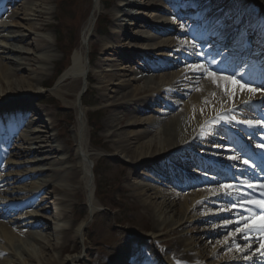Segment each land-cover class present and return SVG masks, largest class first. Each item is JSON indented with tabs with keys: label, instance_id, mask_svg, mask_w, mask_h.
Masks as SVG:
<instances>
[{
	"label": "bare ground",
	"instance_id": "obj_1",
	"mask_svg": "<svg viewBox=\"0 0 264 264\" xmlns=\"http://www.w3.org/2000/svg\"><path fill=\"white\" fill-rule=\"evenodd\" d=\"M17 0H0V13L9 6V10L15 12L16 20L21 19L20 21L23 23H12L11 28L6 26H1L0 30L8 31L9 29H17V32H14V36L10 37L4 36L3 39L10 44L0 47V86L3 87L4 90L0 94V106L1 108L8 109L11 108L12 105L18 103V101L36 99L32 97L33 92L32 87L34 84L43 86L47 75V70L36 69L33 72L37 74V78L31 77L27 78L21 77L19 82L15 85L9 83L6 84L5 80H11L13 78L18 77L17 71L19 69H25L23 67L22 62L26 59L22 57H17L16 54L21 53L18 49H16V45L23 44L30 47V53L38 54L39 56L33 57L32 62L35 63H46L47 59H51L52 56V45L50 42L45 39L36 38L34 34L44 33L51 27V22H47V19L55 18V13L58 6L55 3V11L48 9V6L51 5L52 0H30L39 3V8H30L26 7L24 3L16 4ZM100 1L94 0V8L93 15L91 21L87 24V26L83 29L82 32V48L78 50V52L73 56L71 61V66L68 70L64 72L61 76L58 84L57 90L61 88V86L69 79L72 80V84L69 87L70 93L65 95V98L72 99L74 94L77 93L76 97L80 103L83 101V93L80 90V80H87L89 75V66L86 63V58L83 56L84 47L87 45L90 38L95 34L94 33V21L96 15L100 11ZM143 2V7H137L136 5H132V0H119L120 4H123L122 7H118V11L120 13L125 14L124 16L129 20L127 24L128 26H134L135 30L140 32H145L143 36L144 39L141 40V44L149 43V47L151 53L159 52L157 55L162 59L169 60V63H165L164 61L160 62L158 67H176L179 64H185V61H189V63H198L203 61L204 57L201 55H190L192 52V46L190 45V41L186 40L182 43L181 47L175 49L173 55L166 53L167 51L173 50L174 46H171V41L173 39V31L170 28L175 26V23L172 21L165 20L168 16L167 12L164 11L161 7H159V0H152L148 2V0H141ZM259 2L264 9V0H256ZM174 2V0H171ZM135 7L142 9V14L129 10V8ZM226 10V9H224ZM116 14V12H115ZM116 16V15H115ZM252 18L253 15L251 14ZM249 17V18H250ZM108 18V16H107ZM250 18V19H251ZM116 19V18H115ZM118 21V19H117ZM120 21V20H119ZM126 22V20H125ZM237 23V22H236ZM125 25L119 24V35H122V31L125 29ZM221 25L219 28H221ZM235 26V24H234ZM166 27V28H165ZM248 27V25L246 26ZM118 28V27H117ZM168 28V30H167ZM136 31V32H137ZM1 33V32H0ZM156 35V38H152L150 35ZM238 28H235L232 35H237L236 41H241V37L238 35ZM2 35V34H0ZM131 41H139L136 40L131 35ZM236 43L237 46L240 43ZM217 42L213 44L210 48H207V51L210 52V56L216 55L219 50L217 46ZM89 44V43H88ZM103 49L102 52H110L116 54L119 51H127L130 57L127 58L128 62H124L123 55H120V60L123 61L122 64L112 73H103L102 76H97V84H99V92L102 97H106L107 99H113L109 104L110 108L116 107V97L121 94L123 99H131L128 104H123L128 110H135L137 112L136 104H142L144 100H138L142 94L146 92H153V97L149 100V105L154 107L155 105L160 106V100H163L164 92L172 93L171 95H180L187 96L189 92L197 89L198 86L199 91L193 95L191 100L185 103V111L187 113V119L183 118H169L166 119L163 124V129L161 130V136H163V140L160 144L147 142V143H139V140L142 139L144 132H123L121 129L117 130L115 127V122L118 121L116 117V111L109 110V113L105 119L104 127L108 128L111 131V135L114 136L118 134L119 137L122 136V140L117 143V150L120 153L127 154L129 156L130 161L134 164V168L132 170V175L135 178H139L138 169H149V164L153 162H160L169 158L171 156H179L183 149L196 144L199 139H205L207 141H213L216 143L215 154L211 156L210 159L203 161L197 160L195 162V166L199 169L203 170H217L219 166H223L224 164H236L234 161H229L227 159L228 155H234L235 151L239 149L245 148V153L255 152L261 159H256L258 165L264 169V150L257 149L255 146H252L253 139H259L260 141V132L262 131L259 126L254 128H248L242 124H232L231 126H215L210 131H206L205 135L201 137V125L205 123L206 120L214 118L217 113L220 111V105L227 98L223 96L221 90L214 86L209 79H205V82H198L200 77H203V73H195L186 67L181 70L178 74H172V80L168 83L161 85L159 88L153 89L150 87L151 83L146 82L145 88H141L138 85L141 84L143 78L135 79L132 78L130 81H134L137 86L133 87L132 90L129 82H121L120 80L124 77H127V74L130 72L128 65L132 63L134 59L137 58V53L139 51L129 50L127 47L122 48L121 43H117L116 39L107 38L102 42ZM173 47V48H172ZM213 47V48H212ZM240 47L238 49H232V55H241ZM186 51L188 54L184 56L183 51ZM137 52V53H136ZM141 54V53H139ZM150 54V53H148ZM224 60L221 59L219 62L217 70H225L226 74L232 73L235 69L230 68V65H225ZM188 63V64H189ZM9 64L13 65L14 68L11 71ZM253 69L257 68L258 73H262V69H264V65L261 66L260 63L253 62L252 64H248L244 71L239 73H243V79L251 82L252 75L250 71L247 70L249 68ZM248 67V68H247ZM131 68V67H130ZM220 70V72H221ZM261 70V71H260ZM29 71V69L27 70ZM105 72L109 70H104ZM231 71V72H229ZM233 71V72H234ZM113 73H116L113 75ZM224 74V73H222ZM225 75V74H224ZM181 77V80H179ZM18 79V78H17ZM178 81L182 83V90H175L174 84ZM116 82V83H115ZM225 88L232 87L227 81H221ZM86 86L83 88L85 89ZM168 90V91H167ZM113 93L114 96H109L108 93ZM212 93H216L215 96ZM30 97V98H29ZM136 98V99H135ZM248 95L240 94L239 92L232 98V101L225 104V108H230L233 105L237 108L242 109V111L235 113L236 118L239 119H252L258 120L261 117H264V105L261 104V100L264 97L257 95L252 99L249 105H244L243 101L248 100ZM209 103H205V101ZM110 101V100H109ZM119 101V100H118ZM165 105L171 107H177V101L170 99L169 101H163ZM136 103V104H135ZM122 105V104H121ZM120 105V106H121ZM119 106V107H120ZM155 106V107H156ZM146 105L144 106V108ZM28 112L24 114V116H28L33 114V118H35L34 123L29 122L31 126L41 127V144H43V152L47 154V156L40 157V154L36 151L37 147H32L34 145L35 140L32 138H27L25 135L20 136V140L17 141V149L12 152L11 156L16 157L14 159L9 158L6 161V166L3 171H0V261L4 259V256L7 254V248L10 250L12 255L15 258H19L22 261V264H60V257L57 254V250L60 251V255L69 250L66 254H72L75 252V248H69L68 246L71 243H75L76 240H83L84 243H87L86 232L88 228V221H81L80 214H74L73 211L77 205H81L82 202V193L83 189H86L88 193L87 207L89 211V217L95 216L97 214L98 209L100 207L99 202L96 200V179L94 177V166L95 159L93 158L92 151L90 150V145L88 143L85 131V117H87L86 111H83L79 106L77 111V120H78V133H77V145H76V156L69 157L66 156V150L63 147L56 145V138L51 134V129L55 127L52 122L46 121L43 110L27 105ZM121 109V108H120ZM203 110V111H201ZM141 111V109H140ZM165 113H161V116H165ZM28 119V117H26ZM156 117H148L144 120H138L131 125H144L145 127H149L153 125ZM20 126V124H19ZM235 127L234 131L233 128ZM12 127H8V129H12ZM116 128V129H115ZM199 128V132L196 134L195 129ZM231 130V131H230ZM40 131V130H37ZM119 132V133H117ZM249 133H252V138L249 137ZM64 136L62 130H59L58 136ZM117 136V137H118ZM256 136V137H255ZM67 143V141H66ZM181 146V149H179ZM219 146V147H218ZM247 146V147H246ZM135 147V149H133ZM73 151H70V153ZM219 154V155H218ZM9 153L5 152V157H7ZM49 156L58 157L56 163L53 162ZM20 158L22 160H27L26 168L30 169L26 174L25 172L18 171L20 166ZM18 159V160H17ZM41 163L47 166L46 172L32 169V166L29 163ZM211 162V163H210ZM40 164V165H41ZM55 165H59V171H52L49 167H54ZM9 170L6 172V169ZM40 169V168H39ZM166 170V168H165ZM198 169H194L192 171L191 179H187L188 183H197L198 185L202 183V181H206L207 178L202 176ZM45 174H48L45 176ZM93 174V176H92ZM171 175L170 172L166 175ZM261 176L257 173L251 174L249 179H254V183H264V180L259 179ZM264 177V175H263ZM48 179L44 180V179ZM230 177H225V183H233V179H229ZM145 179L148 180V177ZM170 179V178H169ZM173 179V177H171ZM257 179V180H255ZM175 180V179H173ZM162 181V180H161ZM165 182V181H162ZM220 182V181H219ZM23 183L29 185L27 190L24 187ZM47 183H54V186L51 190L46 188ZM22 184V185H21ZM204 184V183H203ZM201 184V185H203ZM21 185V186H20ZM199 187L196 190L192 191V195L189 197H185L184 202L182 203L186 207V211H188L191 207L194 208H202L206 209L207 207H211L217 209L216 211H211L203 213V216L198 218V216L189 217V219L182 214L180 220L185 218V223L189 224L194 221L204 220L209 221L215 216L221 217L223 220L229 218L230 216L234 217V213L236 209H233L231 213L227 211H220V208L224 205L231 203L237 200L238 192L236 190L233 193L231 201L220 194L213 195L210 189H214V186H218V182L206 181L208 187L204 185ZM201 186V187H200ZM213 186V187H212ZM239 192H249L252 190L243 185V182L240 185ZM131 188V190L135 193L140 192L138 198L143 199L140 202L142 205L149 211L156 212L160 215V220L166 223L163 226H170L166 220V216L169 217L170 214L173 217H177V214H174V208L171 204L167 206L163 204H158L156 200L162 198H169V200H175L178 195L171 193L169 195L163 194L158 187L149 188V187H137ZM253 196L259 198V193H253ZM35 197V199H33ZM30 199H33L29 201ZM78 200V201H77ZM174 202V201H173ZM172 202V203H173ZM31 207L28 210H35L26 212L24 214H20L18 216H14V213L17 209ZM80 207V206H78ZM251 207V206H250ZM258 211V210H257ZM70 214H73L70 216ZM170 218V217H169ZM264 217H257L252 223L253 225H257L261 222ZM9 220L8 223L3 224L1 221ZM79 220V221H78ZM167 221V222H166ZM224 222V221H223ZM223 222L219 223L215 228L208 230L206 232L207 238H215L219 233H224L228 230H232L236 227V224H230L225 228L223 226ZM18 228L20 230L14 231L13 228ZM219 228V229H217ZM160 229V228H159ZM162 229V228H161ZM37 231H41L45 233L44 237L40 236ZM180 232L179 229H175L170 231V235L173 236L176 240V234ZM252 239L259 238L261 242H264V237H256L253 235ZM235 239L237 242L243 247L247 244V241L240 239V234H237ZM232 237H229L228 244L223 243V239L221 243L214 244L212 247H209L210 254L214 255L219 253L221 250L227 251V254L222 255L219 259L220 264H261L264 261V257L259 256V251H264V249L260 248V245L257 243H253L251 248L255 252L254 255H251L249 260H245L242 257L249 255L248 251L240 252L234 250L229 251V245L231 244ZM39 241L43 242L40 245L39 251H29V249L25 248L32 247L34 243H38ZM173 248L172 251L177 258L182 262L188 264H206L202 261L198 260V262L192 263V258L187 255L185 252L180 250V242H175L173 240ZM182 249V248H181ZM125 255L131 256L134 255V252L130 249H123ZM258 250V251H257ZM22 255V256H21ZM201 255V253H199ZM142 257V256H140ZM84 259V258H83ZM80 258L78 256H73L69 259L62 261L63 263L68 264H79ZM144 262V261H143ZM140 263V264H143ZM124 264V262L119 263Z\"/></svg>",
	"mask_w": 264,
	"mask_h": 264
},
{
	"label": "rangeland",
	"instance_id": "obj_2",
	"mask_svg": "<svg viewBox=\"0 0 264 264\" xmlns=\"http://www.w3.org/2000/svg\"><path fill=\"white\" fill-rule=\"evenodd\" d=\"M118 1L119 0L100 1V11L96 15L94 21L95 34L90 38L88 41L89 44L87 43L82 53L86 58V63L90 69L87 80H80V90L83 93L82 103H80L77 99V93L75 92L72 93L74 94L72 99L65 98V95L70 93L69 87L73 83L71 79L67 80L61 88H59L60 91L57 90V84L61 78H57V74L61 69L68 70L70 68L73 56L82 48V32L91 21L94 0H52L48 9L51 10V12L55 11V3L58 8L55 13V18L50 19L49 17L47 19V22H51V27H49V29L42 34H34L36 38L45 39L50 42V45L53 46L52 54H50L52 58L47 59L46 63L39 64L34 61L32 62L31 60H33V57L39 55L30 53V47L18 44L15 47L21 53L16 54V56L26 59L22 62V64L23 67H26L29 71L19 69L17 71L18 79L13 78L8 81L5 80L6 84L12 81L10 84L15 85L19 82L21 77H25L26 80H28V77L37 78V74L33 71L36 69H43L47 70V75L44 77L45 82L43 86L34 84L32 87V97H37L36 99L32 98L30 100L18 101V103L11 106L14 110L9 108L3 112L0 111V115L17 114L19 113V108L26 109L27 105L28 107L30 105L43 110V115L46 121L52 122L53 125H55V127L51 129V134L57 137L56 145L63 147L66 150V156L69 157V153L72 158L76 156L75 149L77 145V133L79 127L77 120L78 107L80 106L82 110L87 113V117L84 118L85 131L90 145V150L92 151V154L94 155L93 158L95 159L94 177L96 179V200L99 202L100 207L95 216L89 217L87 207L88 193L86 192V189H83V193L81 195V205H77L73 213L80 214L82 210L80 220L88 221V228L86 232L87 243H84L83 240L80 239L76 240L75 243H71L68 247L75 248V252H72V254H66L69 251L67 250L60 255V251L57 250V254L55 253V255L60 257V264H68L63 263L62 261L75 255L81 260L79 264H107L108 259L111 258L116 260V264L121 262L129 264L133 261H139L140 256L145 258L146 264H188L179 260L177 255L173 253V240L175 242H180V250L192 258V263H196L200 260L206 264H220L219 259L222 255L227 254V251L221 250L219 253L216 252V254L211 255L209 247L216 244L217 240L221 241L225 232L219 233L215 238H207L205 234L208 230L215 228L220 222H223V219L215 216L209 221L197 220L189 224L185 223V218L180 220L182 214H184L188 219L193 216H198V218H200L206 210H208V213L215 210L211 207H207L206 209L191 207L188 211H186V207L182 203L184 202L185 197H189L193 194L192 191L195 188V185L193 187H188V189L183 187L186 184V180L191 179L190 177L192 175L190 174H192L191 171L193 168L192 165L183 163V161L210 159L211 156L216 155L214 151L216 143L205 139H199L196 144L186 147V150H183L179 156H171L158 163L153 162L152 164H149L150 170L143 168L138 169L137 172L140 177L135 178L132 175L134 164L130 161L129 156L127 154L120 153L117 150V143L122 140V136L119 137L118 134V137L116 134L112 136L111 131L107 127H104V122L109 110L116 111L118 121L115 122V127H117V130L121 129L123 132H144L142 139L139 140L140 144L147 142L160 144L163 140V136H161V130L163 129L162 122L166 119L175 117H180L186 120L187 113L185 111V103L189 102L193 95L197 92L195 89L184 97L177 94L171 95L172 93L167 90L168 93L164 92V99L160 100L161 104L158 107L156 105V107L148 106L150 104L149 100L153 97V92H146L137 98L141 101L144 100L142 101V104L135 103L137 112L136 109L131 111L126 109L123 104H128L133 100H122V96L119 94L116 97V107L110 108L109 104L113 99H107L105 96L102 97L99 92V84H97L98 82L96 80L97 76H102V78H104L103 73L114 72L120 64H122L120 55L122 54L124 59L130 57V55L127 51H119L116 52V54L102 52L103 41L107 38L116 39L117 43L122 44V48L127 47L131 51H139L138 53L136 52L137 55H145L148 58V61H160V59L156 57L159 52H153L150 54L147 53L150 52L149 43L141 44V40L145 37L143 35L146 33L135 30V25L133 27H127V25H125L129 20L124 16L125 14L118 11V7L123 6V4H120ZM186 1L188 0H184L183 3ZM228 1L227 7L231 12L233 11L238 16L242 15L241 18L244 15V17H247L249 21L254 20L253 22H258L260 27L264 29V9L259 2L256 0ZM221 2H223V0ZM19 3H24L26 7L39 8V3L35 1L17 0L16 4ZM159 3V6H164V4H162V0H159ZM219 4L220 2L214 4L213 6ZM107 5L111 6L108 10H106ZM132 5L143 7V2L141 0H132ZM211 7L212 6H210L209 10L214 8ZM129 10L139 13V15L143 13L142 9L135 7H130ZM251 14L253 15L252 18L250 17ZM15 17V12L10 11L7 7L0 15V27L6 26L11 28L12 23H23L20 21L21 19L16 20ZM100 21L107 23L108 25L110 24L109 31L105 36L102 35L99 27ZM119 24L125 25V29L122 31L121 36L119 35ZM188 27H190V24ZM0 32V34H2L0 35V47H5V45L10 43L5 41L3 37H10V34L11 36H14L13 34L14 32H17V29H9L6 32L0 30ZM250 34L251 33L248 35ZM131 35L139 41H131ZM260 35H262V37L259 39L264 37L263 34H259L257 36ZM150 36L152 38H156L154 35ZM226 36V32L220 31L216 33L214 40L215 38L222 40L225 39ZM186 39H188V37H180L176 35L175 38L172 39V45L178 46V44ZM196 48L198 47L196 46L195 49L193 48L195 54L197 53L195 52L197 51ZM168 53L173 54V52ZM185 53L187 52L184 50V54ZM145 59V57L141 59L143 63L141 62L138 65L137 63H135L136 65H132L134 63L126 64L128 65L130 72L127 74V77H124L120 81L126 83L129 82L131 87L137 86L134 81H130L132 78H143L141 84L138 85L139 87L145 88L146 82H148L151 83L150 87L156 89L161 85L170 82L172 80V74L180 73L181 70L189 63L188 61H185V64H179L176 65V67H165L160 71L152 72L145 66ZM165 63L169 62L165 60ZM203 64L206 65L205 62ZM233 64H235V60H233L232 65ZM9 67L11 71L13 70L12 68H14L11 64H9ZM104 70L109 71L105 72ZM114 74L116 73H113V75ZM179 80H181V77H179ZM198 82H205V79L200 77ZM85 86L86 88L83 89ZM174 86L175 90L183 91L181 81H178L174 84ZM198 86L196 88H198ZM132 88L133 87H131L129 91L132 90ZM3 90L4 88H1L0 86V94ZM108 94L111 97L114 96L111 92ZM170 99L178 102L177 107L167 106L165 105V102L162 103L163 101L167 102ZM145 105L146 107L144 108ZM161 113H165L166 115L161 116ZM148 117L157 118L153 125L149 127L144 128V125H131L138 120H144ZM26 125L28 124L26 123ZM41 127L33 128V133L38 132L35 135V139L38 141V148L42 145L41 136H39L42 132ZM59 130H62L64 136H58ZM195 131L196 133L194 134L196 136L200 130L197 128ZM133 149H135V147ZM70 151L73 152L70 153ZM193 153H196L197 156ZM42 156H47V154L45 153ZM49 158L53 162L55 161V163L58 159V157L52 156H49ZM39 168L40 167L37 169ZM49 168L52 171L60 170L59 165ZM165 168L166 175L169 170L175 181L173 182V179L171 180L172 175L168 176L170 179L167 182L162 183L159 180L161 182L160 184L163 185H160L158 190L167 195L171 193L177 194L178 197L175 200H169V198H162L161 196L160 199L156 201L158 204H163L165 206L171 204L174 208L173 211L174 214H177V217H173L172 214L169 215L170 218L166 216V220L171 221L168 222L170 225L169 227L163 226L166 223L163 224L160 220L161 218L159 214L147 210L142 205L140 201L143 199L138 198L140 192L138 194L131 190V188H135L134 186H137L138 188L144 186L149 187L150 189L153 188L157 184V180L163 176V169ZM21 171L23 172V170ZM143 176H146L151 180H145L142 178ZM24 187L28 189L29 185H24ZM51 189L52 188H50V190ZM28 209L29 208L22 209L19 214L30 212ZM72 215L73 214H70V216ZM4 223L6 224L7 222L5 221ZM175 229L180 230V232L175 236L176 240L173 239L174 237L169 233ZM17 230L20 229L14 228V231ZM37 232L42 237L46 236L44 235L45 233L41 231ZM42 244L43 242L39 241L38 243H34L32 247L26 246L25 248H28L29 251H39L40 245ZM123 249L132 250L134 255H131V257H128L126 260V256L123 254ZM7 251L8 252L4 256V259L0 261V264H22V261L19 258H15L8 248ZM199 253H201V255H199Z\"/></svg>",
	"mask_w": 264,
	"mask_h": 264
},
{
	"label": "snow or ice",
	"instance_id": "obj_3",
	"mask_svg": "<svg viewBox=\"0 0 264 264\" xmlns=\"http://www.w3.org/2000/svg\"><path fill=\"white\" fill-rule=\"evenodd\" d=\"M183 28V25H181ZM192 47L195 49L196 45L193 44ZM198 54V53H197ZM212 63H217L213 61ZM186 68L195 72L203 73L204 79H209L211 83L219 88L224 97L227 99L221 103L220 111L214 118L206 120L203 125H201V137L205 135L206 131H210L215 126H231L232 124H242L248 128H254L259 126L262 130L260 132V141L256 143L255 147L257 149L264 150V117H261L258 120L252 119H237L235 113L242 111V109L235 107L234 105L230 108H225V104L232 101V98L239 92L240 94H247L249 99L243 101L244 105H249L253 98L257 95L264 97V83L256 86L248 80L243 79V73L234 74V75H224L222 70L220 73L214 71L209 65L201 63H189L186 65ZM221 81H227L232 87L225 88V86L220 83ZM199 91V88L196 89ZM213 96L216 93H212ZM205 103H209L207 100ZM261 104L264 105V99L261 100ZM203 111V110H201ZM253 134L249 133V137L252 138ZM227 159L229 161L237 160L238 157L235 155H228ZM244 165H247L249 168L252 165L249 164L248 160H242ZM243 185L251 189L252 192H239L240 185H232L230 183H222L218 181V191L227 197L230 201L233 196V189L237 190L238 197L236 201L228 203L220 208V211H227L231 213L233 209H236L234 217L230 216L226 218L223 222V226L227 228L228 225L235 223L236 227L232 230H229L224 233L223 243L228 244L229 237H232L231 244L229 245V251H248L249 255L243 256L245 260H249L251 255H254L255 252L252 250L251 246L253 243L260 245V248L264 249V242H261L259 238L252 239L253 235L256 237H264V219L257 225H253V221L259 216L264 217V183H254L248 179L243 181ZM213 195L217 194V189H210ZM259 193V198L253 196V193ZM251 206V207H250ZM258 210V211H257ZM240 234V239L247 241L243 247L235 239L236 235ZM217 243H221L220 240H217ZM258 251V250H257ZM259 256L264 257V251H259ZM255 264V262H254ZM264 264V261L261 262Z\"/></svg>",
	"mask_w": 264,
	"mask_h": 264
},
{
	"label": "trees",
	"instance_id": "obj_4",
	"mask_svg": "<svg viewBox=\"0 0 264 264\" xmlns=\"http://www.w3.org/2000/svg\"><path fill=\"white\" fill-rule=\"evenodd\" d=\"M99 27H100V29H102V30H106V29H107V26H106L105 23H103L102 21H100V23H99ZM61 72H63V69L59 70V74H60Z\"/></svg>",
	"mask_w": 264,
	"mask_h": 264
}]
</instances>
